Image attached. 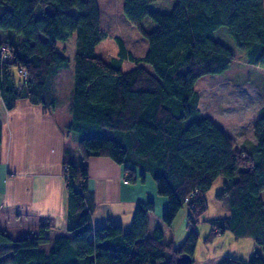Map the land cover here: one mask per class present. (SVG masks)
Segmentation results:
<instances>
[{"label": "trees", "instance_id": "obj_1", "mask_svg": "<svg viewBox=\"0 0 264 264\" xmlns=\"http://www.w3.org/2000/svg\"><path fill=\"white\" fill-rule=\"evenodd\" d=\"M120 1V0H119ZM113 0H0V46L12 59L0 61V98L12 110L28 101L44 112L58 107V78L72 63L74 83L67 131L77 136L81 164L64 163L67 192L65 231L50 240L53 225H40L36 237L12 239L0 232V264H179L194 254L197 225L209 210L208 192L229 214L212 221L206 242L230 231L263 249L244 260L226 256L219 264H264V108L250 140L237 147L199 109L197 81L224 74L235 53L215 39L225 28L252 66L264 68L263 0H123V15L147 41L135 57L123 40L120 58L137 65L123 71L96 54L111 34L102 27ZM104 15V16H103ZM104 18V19H103ZM148 18L152 30L144 27ZM75 40L71 59L61 45ZM27 71L23 80L19 70ZM3 128L0 121V144ZM240 145V144H239ZM106 157L123 166L131 184L149 177L168 202L163 223L171 225L187 206L188 234L181 246L149 235L153 201L139 202L129 231L108 222L95 229L86 203L88 161Z\"/></svg>", "mask_w": 264, "mask_h": 264}, {"label": "crops", "instance_id": "obj_2", "mask_svg": "<svg viewBox=\"0 0 264 264\" xmlns=\"http://www.w3.org/2000/svg\"><path fill=\"white\" fill-rule=\"evenodd\" d=\"M66 55L68 56V53ZM204 78L195 84L200 97L199 109L235 140V137L245 132L244 123L251 120V116L245 119V122L237 112L223 116L224 111L231 112L226 105L228 94L231 92L228 90L229 93H222L220 106L217 94L221 89L229 87L222 88L217 81L204 82ZM262 99L263 96L252 110L256 121L261 117V109L264 108ZM57 110L58 107L52 112H44L41 107L28 101H19L16 107L8 110L0 98V121L3 128L0 144V232L12 239L36 237L38 227L44 224L56 226L47 232L50 240L72 237L71 233L65 231L67 192L64 163L67 148H71L75 163L81 164L82 159L78 152L77 138L72 137L71 133L67 134L71 114L69 118H63ZM212 110L216 112L215 116L210 114ZM240 120L243 122L242 126ZM238 126L240 129H237ZM88 167L90 186L86 193V203L91 212L93 228H101L110 221L120 225L127 232L138 203L153 201L155 210L149 215V235H152L156 228H161L164 243H172L175 246L184 243L188 233L185 214L189 216V209L181 210L180 222L175 220L171 225L163 223L162 215L167 210L168 202L158 194L152 179L146 177L144 183L137 181L131 184L127 181L129 175L123 166L106 157L90 159ZM223 182L222 178L217 179L208 192L207 202L213 201L214 208L212 213L207 212L201 218L203 221L197 225L200 239L203 235L202 224H210V230L204 233L203 237L207 252L198 258L196 249L194 264H219L224 257L235 255L222 253L217 245L219 240L226 237L230 242H239L230 231L219 233L212 242H206L213 227L212 221L223 219L229 214L227 207L215 198V194L222 189ZM254 247L253 254L263 255L261 246L255 244ZM252 253L249 255L252 256ZM251 256L247 254V257Z\"/></svg>", "mask_w": 264, "mask_h": 264}, {"label": "rangeland", "instance_id": "obj_3", "mask_svg": "<svg viewBox=\"0 0 264 264\" xmlns=\"http://www.w3.org/2000/svg\"><path fill=\"white\" fill-rule=\"evenodd\" d=\"M97 1L100 3L102 0ZM105 2L106 0H104V3ZM122 8L123 0H113L112 7L107 9L110 10L111 13L105 14L106 18H103L104 20L102 23V27L107 30L111 34V36L109 38H106L96 48V54L98 56L102 57L106 63L113 64L116 66L119 63V60L121 59V49L119 43L116 40L117 37L123 40L127 50L132 53L135 57L139 56V54L142 53V51L140 50L142 49V47L140 44H138L137 40H142L147 45V41L126 20L123 15ZM143 24L147 30H152L155 27V23L148 18L144 20ZM215 39L229 47L235 53V59L232 62L230 68L223 75H208L204 78L203 81H217L219 84H221L222 88L225 86L229 87L221 89L219 94H217L219 99L218 106H220V97L222 93L228 90H230L231 92L229 93L228 91V102L226 103L227 107L231 110V112L224 111L223 116L229 114L232 115V113L237 112L238 115H241V119L243 121L251 116V120L246 122L244 121L245 123L243 129L245 130V132L241 135H238V137H235V142H238L240 144L242 141H248L252 138L253 130L251 131V129L254 122L256 121L255 113H253L252 110L258 105L261 96H263L262 102L264 103V68L254 67L248 64L246 53L236 47L233 39L227 33V30L225 28H221L215 33ZM60 47L62 50L63 48L65 49L66 54L68 53V56L72 62L75 53V40L72 39L68 43H66L65 45H61ZM119 64L120 65L118 66H120L123 71H129L137 67L135 63L130 62L128 60L121 59V63ZM73 83L74 67L71 63L68 68L60 72L58 78V86L56 90L58 94L57 111L61 114L60 117H70V102L72 98ZM214 107L217 108L215 105ZM215 113L216 112L214 110L210 112V114L213 116H215ZM237 116H235V118H237ZM242 120L239 121L241 126L243 125ZM237 129H240L239 126ZM234 133L236 134V132ZM67 134H69L68 131ZM72 137L77 138V136L73 133ZM239 144L237 145L238 148L240 146ZM70 162L76 164L72 155L70 156ZM213 204V201H209V210L207 211L208 213H212L214 208ZM187 208L188 207L185 206L182 211H187ZM182 211H180L179 213H182ZM207 212L204 215H206ZM178 215L179 216H177V219H175L176 222L181 221V214ZM185 218V222L188 224V215L185 214ZM202 225L203 235L200 236L199 247L197 248L196 252V256L198 258L202 257V254L205 255L207 252L203 243V237L204 233L210 230L209 223L206 222ZM228 240V237H226L218 241L217 245L220 251L224 254H235L234 256L239 257L245 262H247L250 259V257H247V254L248 256H251L249 254H251L255 250L254 241L249 238L239 239V242H230ZM209 249H211V247H209Z\"/></svg>", "mask_w": 264, "mask_h": 264}, {"label": "built area", "instance_id": "obj_4", "mask_svg": "<svg viewBox=\"0 0 264 264\" xmlns=\"http://www.w3.org/2000/svg\"><path fill=\"white\" fill-rule=\"evenodd\" d=\"M12 59V55L9 52V47L7 45L0 46V61H9ZM19 74L24 80L27 79V71L20 69Z\"/></svg>", "mask_w": 264, "mask_h": 264}, {"label": "water", "instance_id": "obj_5", "mask_svg": "<svg viewBox=\"0 0 264 264\" xmlns=\"http://www.w3.org/2000/svg\"><path fill=\"white\" fill-rule=\"evenodd\" d=\"M192 262V258L189 255H183L178 259L179 264H188Z\"/></svg>", "mask_w": 264, "mask_h": 264}]
</instances>
